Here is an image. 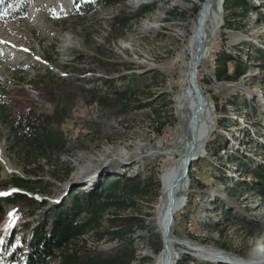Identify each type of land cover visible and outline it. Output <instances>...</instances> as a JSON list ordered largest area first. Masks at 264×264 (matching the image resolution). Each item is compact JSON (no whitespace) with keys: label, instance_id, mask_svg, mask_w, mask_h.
<instances>
[{"label":"rangeland","instance_id":"374dc122","mask_svg":"<svg viewBox=\"0 0 264 264\" xmlns=\"http://www.w3.org/2000/svg\"><path fill=\"white\" fill-rule=\"evenodd\" d=\"M251 1L255 8L248 17L237 19L234 27L225 31L221 30V3L217 32L209 40L210 51L197 69L196 78L201 81L199 87L207 99L214 124L203 154L194 156L191 163L193 189L189 188L187 175L185 204L174 215L169 236L178 244L175 264L180 255L189 256L192 261L188 264H227L217 261L218 258H206L194 251L197 248L234 260L248 258L258 247L264 248V203L243 184L251 180L246 168L264 163V65L256 53L264 51V24L259 19L264 9L261 0ZM149 4H155V11L130 23L122 37L114 40L107 35L113 16L134 12ZM198 11L199 5L191 0H128L124 5L110 8L96 5L90 11L75 9L71 0H31L23 16L10 20L3 19L7 14L1 11L0 96L5 101L16 99L18 90L43 74L44 69L71 80L80 74L90 81L97 80L101 73L92 56L98 48L101 55L121 64L120 70L131 66L132 72L140 76L138 82L143 92L156 96L163 93L171 103L173 123L160 136L152 132L149 110L134 112L126 119L91 131L88 122L93 119L79 105L73 119L65 122L61 130L70 142L81 135L84 145H74L72 154L63 158L71 169L64 182L44 177L50 183L48 202L61 199L73 187L86 191L110 176L123 173L147 177L154 170L160 181L163 170L181 157L188 129L177 109V97L184 85L189 61L186 45ZM221 51L239 57L246 65V74L238 81L214 78L215 58ZM130 73L123 71L122 74ZM117 86L122 84L118 82ZM163 100L161 97L156 105L161 114L167 112ZM38 109L50 112L51 106L39 102ZM223 117L225 127L218 129L217 120ZM6 134L0 125V180L6 174L21 175L16 162L4 149ZM59 176L63 178L62 173ZM157 194L154 201L150 195L148 203H140L144 228L135 231L137 253L132 264L149 262L144 255L146 246L153 250L157 237L161 236L157 225L161 181ZM244 218L257 222L258 231L253 226L244 227L241 223ZM36 220L37 217H28L18 208H8L4 223L0 224V246L12 229L25 221ZM24 236L19 233L17 242ZM188 236L196 241L191 242ZM84 239L87 245H93L90 235ZM115 245L105 241L97 249L110 250ZM0 260H6L1 250Z\"/></svg>","mask_w":264,"mask_h":264},{"label":"trees","instance_id":"16d2710c","mask_svg":"<svg viewBox=\"0 0 264 264\" xmlns=\"http://www.w3.org/2000/svg\"><path fill=\"white\" fill-rule=\"evenodd\" d=\"M30 1L0 0V17L1 11H6L5 20L23 16ZM127 1L71 0L75 9L86 11L96 5L110 8L124 5ZM261 2L264 9V0ZM8 5L11 6L8 8ZM155 7V4H149L134 12H119L109 21L107 35L114 40L119 39L130 23L154 12ZM254 8L251 0H223L221 30L232 29L233 22L246 19ZM259 19L264 24V14ZM256 53L264 65V51L257 50ZM92 57L101 73L97 80L90 81L83 74L71 80L44 69L43 74H38L18 90L16 99L7 102L0 96V125L7 133L4 149L21 172V175L6 174L0 180V192L3 193L0 196V224L4 223L8 208H18L28 217H37L35 222L25 221L11 230L8 239L0 246L6 255V260H0V264H132L136 261L134 234L144 228L140 203H148L150 195L154 201L160 188L158 174L154 170L147 177L124 173L118 177L110 176L89 190L81 191L73 187L59 200L48 202L46 199L51 192L48 188L50 183L44 177L64 182L71 169L63 158L72 154L74 145H84L81 135L70 142L61 130L65 122L73 119L79 105L93 119L88 122L91 131L105 127L109 122L126 119L141 110L150 111L152 132L156 136L173 123L167 95L143 92L138 82L140 76L132 72L131 66L120 70L121 64L101 55L98 48ZM215 64L213 76L218 81L236 82L246 74L247 67L240 58L224 51L216 56ZM123 71L131 73L123 75ZM118 82L122 86H117ZM198 83L200 85L201 81ZM161 97L167 111L163 114L156 109ZM39 102L50 105L51 111L39 110ZM225 119L217 120L218 129L225 127ZM192 168L193 165H190L188 170L190 189L194 184ZM246 169L251 180L243 184L264 203V163ZM61 173L63 178L59 176ZM241 223L258 231L257 222L250 218H244ZM19 233L25 234L20 243L17 242ZM88 235L91 236L92 246L87 245L84 239ZM188 238L191 242L196 241L192 236ZM105 241L116 245L110 250L97 249V245ZM162 246L160 236L157 237L156 247L153 250L149 248L157 254ZM145 257L149 258L146 264H151L152 259ZM191 261L189 256L180 255L176 264Z\"/></svg>","mask_w":264,"mask_h":264},{"label":"bare ground","instance_id":"6f19581e","mask_svg":"<svg viewBox=\"0 0 264 264\" xmlns=\"http://www.w3.org/2000/svg\"><path fill=\"white\" fill-rule=\"evenodd\" d=\"M49 1L53 2L54 0ZM191 1L199 5V11L197 12L192 31L187 40L186 50L189 56V61L187 64V71L185 73L183 89L177 97V109L180 111L182 120L186 124L188 136L185 138L184 152L181 157L175 164L163 170L160 176L162 196L160 197V203L157 211V225L161 231L163 246L157 254H154L149 246H146L144 255L152 259L151 264H175V247L178 244L173 241L169 234L165 233L166 227L171 221V217H173L171 226L173 225L175 213L185 204L184 192L187 189V185L185 182L186 178L183 177L184 165L187 159L193 158L194 156H201L203 154L206 141L214 124L211 111L208 108L207 99L201 89L202 98L201 96H198L197 89L193 86L192 79L194 70L198 69V66L206 58L210 51L207 45L210 43V39H214L217 32L221 15L220 6L222 1ZM194 251L202 254L206 258H218L217 261L220 260L230 264H257L264 261L263 247L255 249L249 254L248 258L235 260L228 259L220 253L213 254L206 249L197 248L194 249Z\"/></svg>","mask_w":264,"mask_h":264},{"label":"water","instance_id":"95a60500","mask_svg":"<svg viewBox=\"0 0 264 264\" xmlns=\"http://www.w3.org/2000/svg\"><path fill=\"white\" fill-rule=\"evenodd\" d=\"M196 73H197V70H194V72H193L192 83H193V86L197 89V94H198V96H201V91H200V87H199V85H198V81H197V78H196ZM201 98H202V96H201ZM192 161H193V158L187 159V161H186V163H185V165H184V170H183V177H184V178H187L188 170H189V168H190V165H191ZM1 195H2V194L0 193V196H1ZM170 220L172 221V220H173V217H171ZM171 221L167 224L166 232H165L166 234H169V233H170ZM219 261H220V260H219ZM220 262H223V261H220ZM225 263L230 264V263H228V262H225Z\"/></svg>","mask_w":264,"mask_h":264},{"label":"snow or ice","instance_id":"6c2138e0","mask_svg":"<svg viewBox=\"0 0 264 264\" xmlns=\"http://www.w3.org/2000/svg\"><path fill=\"white\" fill-rule=\"evenodd\" d=\"M9 215H11V213Z\"/></svg>","mask_w":264,"mask_h":264}]
</instances>
